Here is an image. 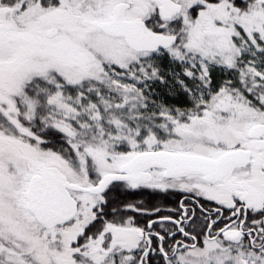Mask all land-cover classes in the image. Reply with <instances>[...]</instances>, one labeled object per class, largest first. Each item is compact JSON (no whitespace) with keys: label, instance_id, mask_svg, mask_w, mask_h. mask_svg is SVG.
Returning <instances> with one entry per match:
<instances>
[{"label":"snow or ice","instance_id":"obj_1","mask_svg":"<svg viewBox=\"0 0 264 264\" xmlns=\"http://www.w3.org/2000/svg\"><path fill=\"white\" fill-rule=\"evenodd\" d=\"M0 264H264V0H0Z\"/></svg>","mask_w":264,"mask_h":264}]
</instances>
